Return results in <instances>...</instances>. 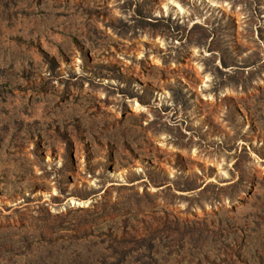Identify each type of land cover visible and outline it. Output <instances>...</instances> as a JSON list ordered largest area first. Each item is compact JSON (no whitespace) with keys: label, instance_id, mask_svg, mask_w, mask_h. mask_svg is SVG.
Masks as SVG:
<instances>
[{"label":"rangeland","instance_id":"obj_1","mask_svg":"<svg viewBox=\"0 0 264 264\" xmlns=\"http://www.w3.org/2000/svg\"><path fill=\"white\" fill-rule=\"evenodd\" d=\"M0 264H264V0H0Z\"/></svg>","mask_w":264,"mask_h":264}]
</instances>
